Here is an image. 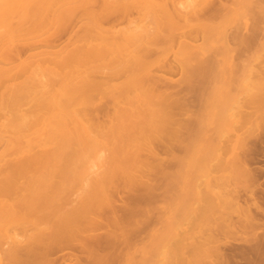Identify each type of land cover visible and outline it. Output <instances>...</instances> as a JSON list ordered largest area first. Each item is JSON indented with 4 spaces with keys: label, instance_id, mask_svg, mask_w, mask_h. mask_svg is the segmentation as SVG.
Masks as SVG:
<instances>
[{
    "label": "rangeland",
    "instance_id": "1",
    "mask_svg": "<svg viewBox=\"0 0 264 264\" xmlns=\"http://www.w3.org/2000/svg\"><path fill=\"white\" fill-rule=\"evenodd\" d=\"M157 2V24L138 7L106 10L97 0L59 25L48 16L34 22L13 45L0 42V93L15 88L14 101L0 104V201L28 194L29 175L43 170L32 165L9 185L10 166L21 159L6 141L18 131L39 140L37 128L17 116L34 111L48 90L30 77L39 65L56 68L60 59L100 51L79 69L83 82L73 93L79 104L72 108L92 135L111 132L120 112L132 106L124 98L138 88L158 111L111 174L108 164L80 166L79 177L69 174L58 187L62 172L47 173L53 195L44 199L51 207L40 230L14 227L20 242L12 259L6 255L11 240L0 236L1 261L264 264V0ZM89 11L98 14L96 25L87 26ZM137 25L148 27L140 64L123 65L120 54L101 49L102 40ZM101 29L107 33L101 36ZM57 82L52 78L50 85ZM135 105L140 109L141 103ZM149 108L142 111L149 114ZM16 141L25 147L24 140ZM32 151L47 150L35 143ZM98 180L103 188L95 187ZM54 207L76 224L69 230L58 225Z\"/></svg>",
    "mask_w": 264,
    "mask_h": 264
},
{
    "label": "bare ground",
    "instance_id": "2",
    "mask_svg": "<svg viewBox=\"0 0 264 264\" xmlns=\"http://www.w3.org/2000/svg\"><path fill=\"white\" fill-rule=\"evenodd\" d=\"M96 1L0 0V42L4 43V47L13 45L16 36L19 35L18 33L24 28L30 27V25L33 27L34 22L41 24L40 20L48 16L51 17L53 24H56L61 22L63 18L70 16L74 11L81 8L86 9V7ZM103 6L106 10L138 7L145 18H149L155 24L159 20L152 12L155 9L154 7L159 6L157 0H103ZM90 12L89 15L91 14ZM97 15L94 12L92 17H90L92 20L88 21L87 26L97 24ZM38 26L41 27V25ZM147 28V25L124 28L119 31L117 38L102 40L101 49L111 54H120L123 65H129L132 62L138 65L140 64L139 51L142 46H146V43L143 42V35L148 31ZM103 33L106 34L107 32L101 29L99 34L102 36ZM17 38L19 39L20 37ZM100 56V51H94L87 56L74 54L66 60L60 59L56 68L50 69L44 65H39L37 71L30 74L32 80H38L48 90L38 100L34 111H19L17 116L26 126L34 125L37 128L39 140L37 139L35 143L45 148L48 152L46 151L45 154L33 153L34 141L27 138L28 135L20 131L16 132L14 139L10 138L6 141L8 151L14 150L15 154L21 159L13 167L10 166L11 170L8 171L11 188L15 185L13 182L14 175L27 171L32 165H41L43 168V170L40 168L42 172L38 175H29L27 183L28 194L19 193L13 199L9 198L0 201V236L7 237L13 244L11 245L12 249H9L10 253H6L7 256L10 254L8 258L12 259V257H15L16 253L14 251L16 252L17 249L15 246L20 242L17 239V234L14 233V227L18 224L31 225L40 230V226L45 220L43 216L46 210L51 207V202L44 201V199L52 198L53 195V193L51 194L52 189L49 186V179L46 177L47 173L52 172L53 168L54 171L62 172V176H64L58 187L66 185L67 175L69 174L79 177L80 166L98 169L108 164L106 172L111 174L119 167L115 163L116 159L128 156V151L137 144V135L145 137L144 134L147 130L145 125L158 114V111L151 105L152 97L138 88L136 89L138 91L135 90L136 93L133 96L130 95L124 98V102L132 106L120 112L118 121L111 127V132L102 136L92 135L90 128L79 121L77 110L72 108L73 105L79 104V99L73 93L79 88L80 83L83 82L81 79L78 80L79 76L77 77L79 69L90 59H98ZM52 78H56L59 82L56 83V87L52 84L50 85ZM132 79L133 77L130 80ZM1 80L0 78V89L4 86ZM7 90L5 93H0L1 105L10 104L14 101L13 92L15 88L9 86ZM137 102L141 103L140 109L135 105ZM142 106L151 107L149 108V114L142 111ZM208 118L209 121L210 118L212 119V117ZM68 119L74 124L73 127H69ZM132 119L135 122H132ZM222 121L224 124L228 123L227 116L224 114H222ZM218 132L220 134L221 130ZM20 139L25 141V147L16 146V140ZM102 186L101 180L95 182L96 188H101ZM0 188V190H3L2 187ZM52 211L57 218V224L61 227L63 226L66 230L71 229L76 224V220L73 217L56 212L55 207ZM86 212L83 211L82 214ZM33 217H36V219ZM55 234H57V230ZM165 259L167 258H164L161 264H167ZM0 264H7V262L0 260Z\"/></svg>",
    "mask_w": 264,
    "mask_h": 264
}]
</instances>
